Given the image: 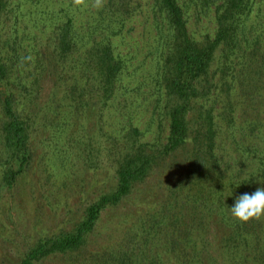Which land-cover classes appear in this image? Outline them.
Returning <instances> with one entry per match:
<instances>
[{
	"label": "trees",
	"instance_id": "1",
	"mask_svg": "<svg viewBox=\"0 0 264 264\" xmlns=\"http://www.w3.org/2000/svg\"><path fill=\"white\" fill-rule=\"evenodd\" d=\"M50 1L25 0L32 6L24 12L16 0H0L1 133L7 154L3 188L13 189L33 158L35 120L47 117L46 106L35 98L44 77L56 76V83L65 86L66 99L74 101L73 112H87L90 119L102 120L106 106L114 107L115 100L130 93L126 78L137 73L133 60L140 51L138 42L132 43V31L141 14L144 34L152 41L146 70L153 79L156 108L169 120V133L166 143L157 147L141 141L137 127L126 132V142L116 146V188L89 203L71 230L37 240L20 264H40L47 257L75 252L85 255L86 264H254L255 255L259 263L264 240L254 223L250 227V221L232 217L227 224L233 227L220 241L208 237L214 219H227L226 206L219 204L224 189L214 185L222 159L213 111L202 105L196 120L207 124L200 134H191L190 118L200 100H211L217 73L241 85L264 75V0H102L99 8L93 7L94 0L81 5L58 0L59 6H49ZM193 13L211 17L214 33L198 38L190 29ZM122 44L128 45L126 54ZM123 108L126 112L113 108L114 120H132L129 107ZM190 138L193 158L185 178L189 191L178 196L175 192V199L129 224L126 219L118 240L97 241L103 213L120 205L155 164L189 144ZM193 184L198 189L191 191Z\"/></svg>",
	"mask_w": 264,
	"mask_h": 264
},
{
	"label": "rangeland",
	"instance_id": "2",
	"mask_svg": "<svg viewBox=\"0 0 264 264\" xmlns=\"http://www.w3.org/2000/svg\"><path fill=\"white\" fill-rule=\"evenodd\" d=\"M16 1L24 12L32 6L25 0ZM47 4L59 6L62 3L51 0ZM202 17L193 13L190 19V29L198 38L207 32L214 33L215 29L211 17ZM143 20L141 14L132 31V37L136 39H132V43L140 45L133 60V69L137 73L126 78L130 93L121 95L114 106L125 112L123 106H128L132 120H114L113 105L105 107L102 120L94 116L88 118L87 112L84 115L73 112L70 106L74 101L66 99L65 86L56 83V76L47 75L36 86L35 95L36 101L46 106L47 117L46 120H35L31 136L33 158L13 189L2 186L3 161L7 154L1 133L4 116L0 105V264H20L21 258L37 240L71 230L84 217L89 203L116 188V146L126 142L127 137H122L132 127L140 130L141 141H149L157 147L166 143L169 120L162 119L163 113L156 108L153 79L146 70L150 64L152 41L149 42L144 34ZM120 50L126 54L128 45L122 44ZM238 75L241 76L242 71ZM251 80L241 85L232 76L224 79L221 72L217 73L211 100L205 104L200 100L191 113L192 135L200 134L197 131H204L207 124L206 120H196L202 105L213 111L215 119L217 150L222 165L217 168L214 185L221 184L224 189L219 204L226 206L227 214L226 220L220 216L209 226L208 237H214L216 242L233 227L227 223L232 218L230 207L235 198L264 187V75H255ZM126 96L129 98L127 103ZM119 126L121 131L117 133ZM192 147L190 138L189 144L155 164L146 179L135 184L120 205L108 208L98 225L97 241L118 240V230L123 231L124 225L127 226L126 219L129 224L140 219L147 210H158L175 199V192L176 196L179 192L187 193L189 184L185 178L190 174ZM192 187L191 191L198 189L194 184ZM224 198L230 201L225 202ZM253 223L258 236L264 240V216L250 220L248 226ZM86 252L88 256V249ZM84 256L78 252L58 254L43 259L40 264H76L78 260L86 264ZM252 259L254 264H264V249L259 255V263L256 255Z\"/></svg>",
	"mask_w": 264,
	"mask_h": 264
},
{
	"label": "clouds",
	"instance_id": "3",
	"mask_svg": "<svg viewBox=\"0 0 264 264\" xmlns=\"http://www.w3.org/2000/svg\"><path fill=\"white\" fill-rule=\"evenodd\" d=\"M84 0H74V4L81 5ZM102 6V0H94L93 7ZM232 217L241 223L252 219H260L264 216V187H258L252 193H243L235 198L233 206L230 207Z\"/></svg>",
	"mask_w": 264,
	"mask_h": 264
}]
</instances>
